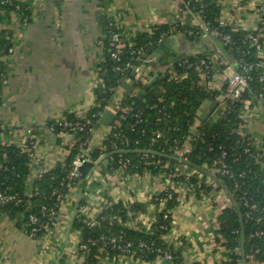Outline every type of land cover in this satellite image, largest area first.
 <instances>
[{
	"label": "crops",
	"instance_id": "crops-1",
	"mask_svg": "<svg viewBox=\"0 0 264 264\" xmlns=\"http://www.w3.org/2000/svg\"><path fill=\"white\" fill-rule=\"evenodd\" d=\"M24 1L29 4L31 20L24 25L17 14L11 13L1 25V28L10 30L11 45L1 65L7 82H2L0 87L3 128L0 139L6 144L21 147L27 139V127L38 128L39 143L33 150L30 176L34 179L41 171L65 161L74 145L72 135L50 132L45 127L47 121L62 118L67 113L84 117L96 106L94 90L100 84L99 64L106 55L107 31L100 21L104 12L100 0ZM263 1L211 0L220 8L219 18L239 31L255 30L260 20L258 7ZM107 16L124 30L129 39L149 31L154 25L191 27L202 24L200 12L183 9L175 0H109ZM176 34L193 38L180 45L182 51L189 52L187 57L198 53L214 54L219 49L221 39L210 33L193 36L179 31L166 36ZM163 54L165 62L148 59V82L168 71L173 64L174 57L167 52ZM219 61L226 67L213 78L200 75V84L210 90L223 91L228 79L238 70L239 62L232 50L221 52ZM126 81L131 85L130 80ZM124 94L125 89L121 86L115 100L118 102ZM249 103L251 116L246 132L254 144L261 147L264 140V99ZM114 113L116 118L115 109ZM109 129L110 126L103 123L98 126L89 140V149L101 147ZM181 172L190 176L193 170L183 167ZM171 177L167 171L158 174H128L124 169L111 172L103 161L86 180L81 197L87 203L80 213L86 218H95L109 203L122 202L128 206L142 203L144 210L134 213L128 209L130 218L124 225L151 234L157 213L165 206L164 202L158 205L153 199L170 185L178 192L179 203L171 210V228L162 238L179 256V264H218L226 260L228 250L216 240L218 217L225 205L221 191L214 189L198 195L194 183L185 181L175 185ZM198 177L202 178V174ZM208 183H212L210 178ZM79 191L80 187L71 190L62 202L55 226L39 237L19 227L15 219L0 215V264H81L83 258L78 253L81 236L79 231L72 229L78 200L81 199H78ZM116 220L122 223L121 219ZM162 260H146L137 253L126 256L105 254L100 264H162Z\"/></svg>",
	"mask_w": 264,
	"mask_h": 264
},
{
	"label": "trees",
	"instance_id": "trees-1",
	"mask_svg": "<svg viewBox=\"0 0 264 264\" xmlns=\"http://www.w3.org/2000/svg\"><path fill=\"white\" fill-rule=\"evenodd\" d=\"M100 1L104 7L100 21L107 31L106 55L99 64V76L103 84L95 88L96 106L84 117H77L73 113H67L64 116L70 121L87 123V126L83 131H78V141L72 146L66 160L57 163L34 179H30L31 154L34 148L27 151L19 145L6 144L0 139V189L15 194L19 200L18 202H0V215L15 219L17 225L31 235L32 227H39L35 237L41 236L54 227L58 219L50 216V210L53 208L59 215L63 200L73 188L80 187L82 183L79 176H71L72 163L81 153L80 144L85 143L88 148L93 134L90 128H97L102 124L99 113L113 103L116 118L110 125V132L101 147L89 149L91 159L96 161L102 155L120 149H148L185 158L193 164L214 172L229 186L243 214L247 264H250L252 259L257 261V264H264V140L263 145L257 147L249 135L241 136L237 132L243 121L241 111L245 101L250 100L256 103L264 99V66L258 65L259 62L264 61V57L259 56L257 46L253 43L252 36L256 31H239L230 26L220 28L232 36L233 41L229 44V48L239 62L238 70L250 66L248 90L239 100H227L229 107L221 108L217 96L225 92L227 85L223 91L204 87L200 84L201 73L195 68L202 58L206 59L209 65L207 77L213 78L216 73L226 67L219 59L214 58V54L198 53L185 58L195 65L189 69L188 75L182 80H176L169 71H165L159 74V78L153 84H150L133 76L132 66L126 70H117V62L111 55L113 48L110 45L112 35L121 34L125 46L120 63L124 65L127 61H131L132 65H136L138 57L134 58L135 55L132 54L134 49L143 48L145 54L149 47L157 45L163 37L171 33L184 31L189 34L190 30H194L193 36H195L203 32L201 29L203 23L209 22L211 27L217 26L220 17V8L217 5L212 4L211 0H188V7L200 12L201 25L190 27L180 24L174 26L159 24L129 39L122 28L109 20L107 16L109 0ZM21 4L29 6L25 1ZM261 5H264V1L259 7ZM182 8L185 7L182 5ZM14 9V5L2 3L0 0V58L6 55V46L9 45L10 48L11 45L10 30L1 28V24L8 19ZM27 12L31 15L30 8ZM263 22L264 15L257 30H260ZM259 42L264 44V38L260 37ZM1 65L2 60H0ZM173 65L179 69V73H182L178 62ZM3 75L5 77V74ZM125 80L132 81V91L128 95L124 94L117 102L115 100L117 90L123 86ZM1 85L2 79L0 87ZM208 99L214 101L216 107L203 119L198 115V111ZM1 104L0 94V106ZM53 125L54 133L60 135L63 127L58 125L55 119L48 120L45 127ZM158 131L160 136L156 134ZM2 133L0 121V136ZM186 145L190 147V150L183 152ZM221 159L234 174V178L222 176L215 171ZM104 162L107 163L111 172L124 169L128 174L145 172L158 174L167 171L172 175L171 180L175 185L185 181L194 183L198 195L209 193L214 189L224 190L211 179L212 183L209 184V177L194 167L157 154L116 153L107 156ZM183 167L193 170V173L187 176L185 172H181ZM199 174H202V178L198 177ZM243 196L249 199L248 203L243 202ZM153 201L158 205L164 202L165 206L157 213L153 232L145 234L124 225V222L130 218L128 209L131 208L134 213H137L144 210V204L133 203L128 206L122 202L109 203L97 216L96 223L91 225L89 219L80 213L81 208L87 203L85 198L81 197L72 224V229L79 231L81 236L78 249V253L83 258L81 264H100L103 255L118 254V250L111 243L101 240L103 235H123L136 245L140 240L150 242L154 238L155 249L170 250L171 248L162 237L171 228V210L179 203L178 192L169 185L162 194L155 196ZM251 204H256L257 210L251 209ZM249 211H251L250 215ZM30 215L37 217L35 225L29 221ZM116 218L121 219L122 223H118ZM218 222L217 243L228 250V258L218 264H242L241 223L239 212L233 203L222 210ZM135 251L146 260L156 259L159 255L156 250H140L136 247ZM170 251L175 264H179V256L173 250Z\"/></svg>",
	"mask_w": 264,
	"mask_h": 264
},
{
	"label": "built area",
	"instance_id": "built-area-1",
	"mask_svg": "<svg viewBox=\"0 0 264 264\" xmlns=\"http://www.w3.org/2000/svg\"><path fill=\"white\" fill-rule=\"evenodd\" d=\"M23 1L24 0H17V1H15V0H1L2 3L14 5L15 9L12 11V13L17 14L19 19H20V22L25 25L29 22L31 15H29V13L27 12V9L29 8V6H23L21 4V2H23ZM175 2L180 7L183 5L186 9H190L188 7L189 6L188 0H175ZM258 11H259L260 20H261L262 16L264 15V5H261L260 7H258ZM260 20H259V22H260ZM224 26H227L225 20L222 18H219L217 26L211 27L210 23L208 22V23H203L201 25V29L204 33L214 34L216 37L221 39L225 44H227L229 46V44H231L233 40H232V36L230 33L224 32L220 29L221 27H224ZM257 27L255 28V30H253L256 32L253 34L252 38H253V43L257 46L259 56L263 57L264 44L259 42V38L260 37L264 38V24L262 25L260 30H257ZM188 33L190 35H193V34H195V31L190 30ZM110 45L113 48L111 55L114 58V60L117 62L116 69L117 70H126V69L130 68L131 66L133 69L134 65H132L131 61H127L124 65L122 63H120V61L122 59V55L124 53V46H125L124 39L121 36V34L114 33L112 35ZM132 54L135 55L134 58H137V57L139 58L141 55L144 54L143 48L132 50ZM214 58L215 59L221 58V50L220 49H218L214 52ZM0 60H2V58H0ZM149 61L150 60H148L147 62H144L143 64H141L137 67L135 76L138 80H141L143 82H148L147 72L149 69V66H148ZM177 62L179 64V66L182 68V73H179V71H178L179 69L176 68L173 64L171 65V67L168 71L171 74V76L173 78H175L176 80H182L184 77H186L188 75L189 69L191 67H193L195 64L188 62L185 58H182V59L178 60ZM258 65L264 66V61L259 62ZM195 68L201 74H204L205 76H207V70L209 68V65H208V62L206 59L202 58L201 61L195 65ZM0 69H1V66H0ZM249 69H250V66H245L243 68V70H237L228 79L227 88H226L225 92L221 95V97L220 96L217 97V100H218L221 108L229 107L227 100H239L241 98V96L244 94V92H246L248 90V88H249V81H248ZM1 71H0V80L2 79V82L5 83V82H7V78L4 77V75H3L4 73ZM130 82L132 83V81H130ZM102 84H103V81L100 78V84L99 85H102ZM260 96H262V94H260ZM249 101L250 100L245 101L244 108L241 111V116L243 118V121L237 129L238 134H240L241 136L247 135L246 125H247L248 120H249L248 118L251 116V113H250L251 110L248 109V105L250 104ZM99 114L101 115V112ZM55 121L58 123V125L63 127V129L60 131L59 134L60 135H65V134L72 135L74 137V141H73L74 144H76L78 141L77 140L78 131H83L87 126V123H84L82 121H70V120L65 119L64 117L55 119ZM47 128L50 132L54 133V130H55L54 125L49 126ZM95 129L96 128L91 127L90 131L94 132ZM109 132H110V129H109ZM109 132H107V135L109 134ZM26 134H27V139L24 140V142H23L24 144L21 146L22 149L30 151L32 148H34V150H35L36 147L38 146V143H39L38 128L36 126H29L26 129ZM156 134H157V136H160L159 131ZM80 148H81V153H79L77 155V157L74 159V161L72 163L71 176H79L78 167L83 162L88 161V160L94 161L89 156V152H88L89 147L87 148L85 143H81ZM189 150H190V147L188 145H186L183 149V152H188ZM263 151H264V147H263ZM223 154L225 155V152H223ZM31 155H32V159H33L34 154L32 153ZM31 165H33L32 160L30 162V166ZM215 171L217 173L221 174L222 176H228L230 178L235 177L234 174L229 170V168L227 167V164L225 163V161L223 159L220 160L219 166L215 169ZM41 173H43V171H41L39 173V175ZM220 196H221V200L223 202H225L223 209L225 207H227L228 205L232 204V200H231L230 196L226 193L225 190L221 191ZM242 200L245 203L249 202V199L244 197V196L242 197ZM18 201L19 200L15 194H10L9 192H7V190H1L0 189V202L1 203L18 202ZM250 208L253 210H257L258 207L256 204H251ZM248 214L250 215L251 211H249ZM50 216L59 219V215L57 214V212L53 208L50 210ZM88 219H89V222L91 225H94L97 221V217L88 218ZM260 219L261 218H259V220ZM29 221L33 225H35V223L37 221V217L35 215H30ZM38 230H39V227L33 226L32 230H31L32 235L35 236V234L38 232ZM101 240L104 242L111 243L113 245V247L116 250H118L119 255L126 256V255L135 254L136 253L135 248L137 247L140 250H144V249L145 250H152V251L156 250V252L159 253L158 258H167V259L173 260V255H172V252L170 250H164L163 251L160 248L155 249V247H154L155 246V239L154 238L150 242L140 240L137 243V245L132 240H128V239L124 238L123 235H110V236L103 235L101 237ZM250 264H257V261H254L252 259Z\"/></svg>",
	"mask_w": 264,
	"mask_h": 264
},
{
	"label": "water",
	"instance_id": "water-1",
	"mask_svg": "<svg viewBox=\"0 0 264 264\" xmlns=\"http://www.w3.org/2000/svg\"><path fill=\"white\" fill-rule=\"evenodd\" d=\"M211 35L214 38H218L214 34H211ZM184 40L189 41V40H193V38L192 37L188 38L186 35H182V34H176V35H173V37H170V36L163 37L158 42L157 45L149 47L147 49L146 53L141 55L137 59L136 65H134V67H133L132 75L134 76L136 73L137 67L139 65L143 64L145 61H148V59H150L152 61H157L160 63L165 62L166 56H164V54H163L165 52H167L168 54H170L171 56L174 57V59L172 60L173 64L182 58H187V56L189 55V52L182 51L181 47H180L181 43ZM218 46H219V49L221 50L222 53L223 52L224 53L231 52L229 46L227 44H225L222 40H220L218 42ZM8 49H9V45L6 46V53H7ZM158 77L159 76L156 75L153 79L150 80L149 83L153 84L158 79ZM123 87L125 89L126 95H128L132 91V86L126 80L123 82ZM215 106H216L215 103H212L209 99L206 100L205 106H203L198 111V115H200L201 118L205 119L209 114H211V112L213 111ZM114 109H115V104L112 103L109 108H107L103 111V113L101 114V118H100L101 123H103L104 125H109V126L113 124V122L115 120ZM54 138H56V135H54ZM126 152L157 154V155H160L163 157H168L170 159L179 160L182 163L189 165V166H192L195 169L199 170L201 173L207 175L214 182H216L218 185H220L226 191V193L230 196L232 203L234 204L236 210L239 212L240 223H241L242 264H247L246 251H245V227H244L243 214L240 211L239 204H238L235 196L233 195L231 189L214 172H212V171H210V170H208L202 166L193 164L192 162H190L189 160H187L185 158H181L179 156H174V155H169V154L157 152L155 150H148V149H130V150L120 149V150H115L113 152H110L109 154H104L96 161H90V160L85 161L81 165H79V167H78L79 178L82 180L78 199H80L82 196V193L84 191V186H85V183H86L88 176L91 174V172L94 171V169L96 167H98L107 158V156L112 155V154H116V153H126ZM78 202H79V200H78ZM162 264H173V262L170 259L163 258Z\"/></svg>",
	"mask_w": 264,
	"mask_h": 264
}]
</instances>
